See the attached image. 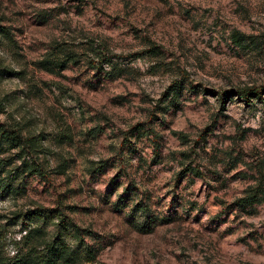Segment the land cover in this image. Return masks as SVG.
I'll return each instance as SVG.
<instances>
[{
	"label": "rangeland",
	"instance_id": "rangeland-1",
	"mask_svg": "<svg viewBox=\"0 0 264 264\" xmlns=\"http://www.w3.org/2000/svg\"><path fill=\"white\" fill-rule=\"evenodd\" d=\"M0 27V125L48 175L0 133V261L51 207L89 231L82 264H264V0H0Z\"/></svg>",
	"mask_w": 264,
	"mask_h": 264
},
{
	"label": "trees",
	"instance_id": "trees-1",
	"mask_svg": "<svg viewBox=\"0 0 264 264\" xmlns=\"http://www.w3.org/2000/svg\"><path fill=\"white\" fill-rule=\"evenodd\" d=\"M4 33L8 32L5 27H0ZM237 44L243 43V36L240 33L232 35ZM69 59L56 61V66L65 68ZM245 98L258 96L260 92L255 88H247L240 92ZM0 133L9 147L19 149L16 157L21 160V164L15 169L18 175L28 173L29 175H40L48 177L44 167L37 163L35 153H39L38 143L34 137H24L18 130L11 129L7 125H0ZM4 160L0 158V172L4 168ZM199 175V173H197ZM0 186L11 189V184L5 185L0 179ZM12 190V189H11ZM260 186L250 189V192L237 203L240 206L245 204L252 205L261 195ZM23 214H20L22 216ZM170 217L153 216L148 218L150 225L154 226L157 222H168ZM24 235L23 249L14 259L0 261V264H82L95 260L98 249L91 245L87 240L89 231L82 228L74 219L68 216L63 209L51 207H37L29 209L24 213ZM54 225V230L49 231L48 225ZM1 231H4L0 225Z\"/></svg>",
	"mask_w": 264,
	"mask_h": 264
}]
</instances>
